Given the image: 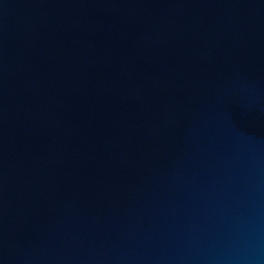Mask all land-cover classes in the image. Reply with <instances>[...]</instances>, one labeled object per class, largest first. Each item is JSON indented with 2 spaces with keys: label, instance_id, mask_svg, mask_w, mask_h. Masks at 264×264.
Returning a JSON list of instances; mask_svg holds the SVG:
<instances>
[{
  "label": "water",
  "instance_id": "obj_1",
  "mask_svg": "<svg viewBox=\"0 0 264 264\" xmlns=\"http://www.w3.org/2000/svg\"><path fill=\"white\" fill-rule=\"evenodd\" d=\"M0 264H264V0H0Z\"/></svg>",
  "mask_w": 264,
  "mask_h": 264
}]
</instances>
